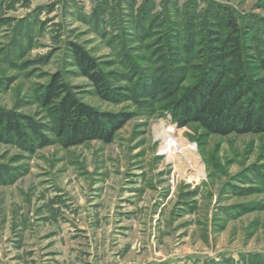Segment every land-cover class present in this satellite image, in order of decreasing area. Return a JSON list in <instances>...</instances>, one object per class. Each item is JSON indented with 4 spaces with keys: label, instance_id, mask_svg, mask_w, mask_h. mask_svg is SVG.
I'll list each match as a JSON object with an SVG mask.
<instances>
[{
    "label": "rangeland",
    "instance_id": "obj_1",
    "mask_svg": "<svg viewBox=\"0 0 264 264\" xmlns=\"http://www.w3.org/2000/svg\"><path fill=\"white\" fill-rule=\"evenodd\" d=\"M225 12L257 60L264 0H0V110L50 124L38 96L61 71L83 102L130 115L111 142L0 140V264H264V134L179 126L170 108ZM250 72L264 96V72ZM162 123L194 144L203 175L163 150Z\"/></svg>",
    "mask_w": 264,
    "mask_h": 264
},
{
    "label": "trees",
    "instance_id": "obj_2",
    "mask_svg": "<svg viewBox=\"0 0 264 264\" xmlns=\"http://www.w3.org/2000/svg\"><path fill=\"white\" fill-rule=\"evenodd\" d=\"M215 23L226 32L211 30L206 42L198 41L208 43V55L199 77L172 102L173 118L179 126L197 123L212 134H264V96L256 89L250 72L252 68L264 72V48L257 45L256 60L249 45L242 43L237 17L231 12H225ZM71 50L80 73L101 96L109 98L106 78L95 59L77 44H72ZM38 101L50 124L0 110V140L16 141L29 152L51 143L46 131L65 147L90 140L111 142L130 118L127 113L101 111L83 102L61 71L51 75Z\"/></svg>",
    "mask_w": 264,
    "mask_h": 264
},
{
    "label": "bare ground",
    "instance_id": "obj_3",
    "mask_svg": "<svg viewBox=\"0 0 264 264\" xmlns=\"http://www.w3.org/2000/svg\"><path fill=\"white\" fill-rule=\"evenodd\" d=\"M157 137L162 140L163 150L167 151L172 159L176 156L183 158L190 168L196 170L199 175H203L204 171L194 144L169 134L166 123H162L158 127Z\"/></svg>",
    "mask_w": 264,
    "mask_h": 264
}]
</instances>
